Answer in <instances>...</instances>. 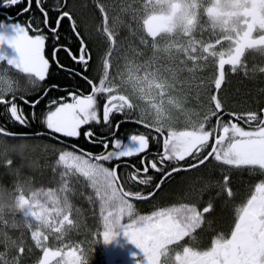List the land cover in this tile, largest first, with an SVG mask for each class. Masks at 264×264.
I'll return each instance as SVG.
<instances>
[{
	"label": "snow or ice",
	"instance_id": "6c2138e0",
	"mask_svg": "<svg viewBox=\"0 0 264 264\" xmlns=\"http://www.w3.org/2000/svg\"><path fill=\"white\" fill-rule=\"evenodd\" d=\"M25 3L17 15L31 13L35 3L43 27L35 23L34 16L24 25L12 22V16L0 20L4 30L0 31V49L7 45L17 54L8 57L0 53V63L24 74L35 88L48 80L53 66L45 53L46 41L51 39L55 67L86 82L89 94L64 88L66 96L50 100L41 118L37 107L61 85L48 83L43 95L32 99L17 95L11 83L0 88V111L7 117L5 126H0V137L13 141L4 145L3 153L30 159L41 144L47 147L46 140L64 144L66 139L82 135L101 151L93 153L75 144L71 151H60L56 165L63 171L58 173V189L33 190L28 182L19 181L11 189L0 187V264H22V257L33 251L25 233L10 235L9 227L30 233L41 253L35 264H88L80 243L65 239L78 227L73 218L78 210L71 203L76 190L69 184L70 174L77 183L83 178L85 187L94 190L99 201L102 230L97 232V242L102 239L109 244L122 233L142 253L137 264H264V108L238 114L227 107L222 93L226 66L233 74L242 69L248 75L256 69L248 68L247 54L264 60V0H121L122 14L133 20L143 14L139 45L144 47L129 45L127 51L121 47L120 30L130 25L122 15L114 16L110 25L108 9L98 3L105 52L98 58L97 75L92 78L88 75L92 52L73 13L67 10L68 0L54 8V21L45 7L47 0H0V8ZM65 19L78 41L76 51L70 44L59 43ZM60 51L78 67L60 63ZM259 71L264 73V67ZM189 103L200 111L189 108ZM23 106L31 111L26 114ZM182 115L186 117L183 121ZM34 121L43 127L27 132L11 130V126L30 128ZM126 123L145 131L137 129L126 139L117 136ZM134 157L139 158L138 163H129ZM213 161L217 162L214 167L248 169L257 182L235 209L229 234L215 235L205 249L181 246L177 250L173 246L195 238L205 215L214 210L213 203L209 201L202 209L196 202L180 203L138 214L133 201L154 199L176 174L199 172L201 166L207 168ZM122 163L131 169L126 176L118 172ZM6 165L11 167L13 160L7 159ZM32 166H38V157ZM152 173L160 174L155 184ZM229 183L230 177L224 174L217 182V197L234 196ZM136 185L151 186V190H132Z\"/></svg>",
	"mask_w": 264,
	"mask_h": 264
},
{
	"label": "trees",
	"instance_id": "16d2710c",
	"mask_svg": "<svg viewBox=\"0 0 264 264\" xmlns=\"http://www.w3.org/2000/svg\"><path fill=\"white\" fill-rule=\"evenodd\" d=\"M63 3V0H47V3L45 4L46 9L49 11V16L51 20H55L57 13L54 11V8L57 5H60ZM98 3H103L106 8L109 11V17H110V25L112 18L114 16L122 15L123 19L125 21V24L130 25V27H123L120 30V38L121 41H123V44L121 47L124 51H127L129 44L138 45V37L139 34L142 33V18L137 17L136 20L132 19L131 15L122 14L120 12L121 8V0H68V7L67 10L71 11L74 15V18L77 22L78 29L81 31V34L84 36L85 40L88 42L89 49L92 52L93 59L90 61V70H89V77H95L97 75L96 69L98 65V58H100L104 52H105V37L100 33V29L102 26V16L99 13V10L97 8ZM24 5V4H23ZM138 5H134V7H137ZM36 10L35 14H27L24 16H19L17 19L26 23L30 16H34L36 18L35 23L43 27L41 21L43 19L42 14L35 8V5L33 3V8ZM10 8H0V20L5 19V13L9 15H14ZM142 13H139L141 15ZM137 32L138 37L132 36L131 32L133 30ZM45 34H47V30L45 29ZM60 44H70V46L73 48L74 51H76L78 47V41L76 40V37L72 34L69 21L65 19L62 22L61 28H60ZM98 41V42H97ZM53 46V42L51 39L46 41V49L45 53L46 56L50 59V63H52V67L50 69V75L48 77V80L46 82H40V85L42 88L47 86L48 83H57L61 85V88H71L73 89H80L84 92H89V86L84 82L83 80L79 79L75 76H70L68 72H64L61 69H58L55 67L54 62L51 61V49ZM57 58L59 59L60 63L65 65L69 68H77L78 66L74 64V62L66 55L64 51H60L58 53ZM223 95L227 98V107L230 108L233 111H236L238 114H243L247 110H255L259 111L260 108L264 107V83L257 80L256 74H248L245 75L244 71L238 70L237 73H232V78L228 79L225 87H224ZM55 92L57 90H52L49 92V94L41 101L40 105L37 107L36 112L41 115V118L43 115H46L48 109H49V98H59L61 95H57ZM190 107H196L193 103L189 104ZM54 107V106H53ZM25 113H29L31 110L26 106L24 109ZM119 117H117L118 119ZM6 114L4 111H0V126H5L6 124ZM43 127L42 125L38 124L37 122H32V126L30 128H19L18 126H11V130L13 131H35L39 128ZM145 130L139 125L126 123L122 124L119 132H124L126 134L136 132L137 129ZM118 132V133H119ZM56 142V144H60L55 140H51ZM46 140L47 147L45 148L43 144H41L40 147L36 148L35 151L32 154V157L30 159H25L24 161H21V159L12 152H9L6 157L8 158H1L0 163V187H8L12 188L15 185V182L13 180V176L9 174V166L6 165L7 159L13 160V165L11 168H16L20 166L19 168L26 177V179H30L33 184V187L36 186H42V185H48L51 186L52 183L48 179L47 171H43L42 173L39 170H36L32 166V160L36 159L38 157V165L41 166L42 158L47 159V156H51V154L46 155L48 148L55 147L52 151L56 150V146L53 142ZM71 143H74L72 141H69ZM82 143V147L87 148H94L96 150L99 146L96 145H90L84 141V139H81L76 141V143ZM13 141L10 139H7L4 141V144H11ZM75 144V143H74ZM51 150H48L51 151ZM51 153V152H50ZM46 155V156H45ZM3 164V165H2ZM43 164V163H42ZM18 165V166H17ZM18 169V168H17ZM129 168H126L125 166H122L118 169L119 173L122 176H126ZM212 169V175H210V170L202 169L201 174L197 175L193 173L186 174V173H180L176 174L174 179L170 182L165 183V187L163 188L162 192L160 191V194L158 195V199H164L168 200L169 197H177L178 195H194L196 197H208L214 202V210L211 213V229H221V227H225L228 225L230 216L232 213V202L234 201L235 197H232V199L227 198L226 194L221 195L220 197L216 196V193L219 191V188L217 185H212L215 182L222 181L223 173L219 172V170ZM231 172L227 173L229 176ZM241 174V173H238ZM11 175V176H10ZM216 175L218 177L216 178ZM6 178H5V177ZM50 176V174H49ZM12 177V179L10 178ZM39 177V178H38ZM51 177V176H50ZM230 180H231V176ZM233 177V176H232ZM34 179V180H33ZM201 179L202 181H199ZM217 179V180H216ZM6 181V182H5ZM37 181V183H36ZM239 185H245L247 182L246 177L239 175L236 176L231 180L232 182H235ZM3 182V183H2ZM5 182V183H4ZM35 182V183H34ZM191 182V183H190ZM2 183V184H1ZM12 183V184H10ZM43 183V184H42ZM51 183V184H50ZM153 182V184H155ZM194 183V184H193ZM38 184V185H37ZM42 184V185H41ZM188 184H190L189 188H187ZM235 184V183H234ZM195 186V187H193ZM168 187V188H167ZM236 187V186H235ZM138 188L136 186L133 187L132 190H137ZM78 190V189H77ZM151 190V186H149V189ZM147 190V191H148ZM234 192L242 193V190L240 188H233ZM189 192V193H188ZM234 193V194H235ZM171 197V198H172ZM167 198V199H166ZM82 200L80 204H82ZM84 204V203H83ZM12 232V231H11ZM201 234V233H200ZM199 235V234H198ZM204 236L201 237V239H205L207 236L206 234H203ZM35 253V252H34ZM38 253H35L37 256ZM29 257L34 256L32 253L28 254Z\"/></svg>",
	"mask_w": 264,
	"mask_h": 264
},
{
	"label": "rangeland",
	"instance_id": "374dc122",
	"mask_svg": "<svg viewBox=\"0 0 264 264\" xmlns=\"http://www.w3.org/2000/svg\"><path fill=\"white\" fill-rule=\"evenodd\" d=\"M142 16H143V14H141V15L138 14V17L142 18ZM12 22H19L22 25L25 24V23H23L17 19L13 20ZM0 31H4V30L0 29ZM133 32H135V31L133 30ZM133 32H131V34ZM8 34L9 35L12 34L11 30L8 31ZM30 34H32V33H30ZM134 37H136V36H134ZM137 37H138V35H137ZM137 39L139 41V37ZM129 45H131L132 47H139V48L144 47L142 45H139V42H138V45H136V46L133 44H129ZM0 53H3L5 55H7L8 57H14L17 55L14 52V50L11 49L10 47H8L7 45H4L3 48L0 49ZM123 63H124V61L121 60V64H123ZM2 64L7 66L6 62L2 63ZM8 71H9L8 68L7 69H4V68L1 69L0 68V88L8 87L6 85H7L8 81H9V83H11L12 77L17 78L19 80H21V78H24L26 81V84L29 85L28 80L24 74H21L17 70H14V71H17L18 74L23 75V77H19V75L16 72H13V71L8 72ZM29 86H31V85H29ZM13 88H15V86H13ZM188 107L192 108L189 105H188ZM195 110L200 111V108L198 106H196ZM180 118H181V121H183L186 117H184L182 115ZM241 126L246 127V125H244L243 123H241ZM4 145H5L4 143L0 144V163H2L1 158H4V159L8 158L6 156L9 152L7 154L3 153ZM54 148L55 147L47 149L46 155L51 154V156H49V157L47 156V159L42 158V162L40 163L41 166H39V165L35 166V167L33 166V168L39 170L41 173L44 170L47 171L48 179L52 183L51 186L42 185L39 187H33L31 184L32 181L30 179H28V178L26 179L24 177L21 170L19 169L21 167L18 165H17L18 167H16L15 169L11 168V167L8 168L9 174H11L15 178L14 182L15 183L17 181H19L21 183L28 182V187H30L33 190L39 189V188H43L45 190H47L48 188L58 189L61 186L58 173L60 171H63L62 167H59L56 165V161L58 159L59 152L60 151H71L72 149L66 148L65 146H62V145H58V146H56V150L52 151ZM48 150H51V151L48 152ZM31 160H33V159H31ZM21 161H24V160H21ZM216 163L217 162L213 161V164L209 165L207 168L202 166L200 168L199 172H194V174H197V175L201 174L202 169L210 170V175L213 174L212 173L213 171L211 168L216 169V170H220V172H221V168H223L224 171H226V172H228L230 170L227 168V166H216V167H214L213 165H216ZM53 168H56L57 171L53 172ZM41 169L43 171H41ZM240 170H242V169H240ZM49 174L51 177L49 176ZM217 177H218V175H216V178ZM199 181H202V180L199 179ZM69 184L71 186H73L76 190V194L71 196V203L73 204L74 209L78 210V211L73 212V218L76 220L78 227L73 229L71 232H69L65 239L68 241H71L73 243H77V242L80 243V246L85 250L86 258L88 260V264H137L138 260L142 257V253H140L139 249H137L136 246L134 244H132L122 233L117 236L116 240H114L113 242H111L109 244H105L102 241V239L99 240V242H97V240L99 239L97 237V232L102 230V229L100 227V218H99V201L95 197L94 190L85 187V182H84L83 178H80L79 183H77L74 179H72L71 174L69 175ZM215 184L217 185V182H215L212 185H215ZM189 185L190 184H188L187 188L190 187ZM193 187H195V186H193ZM81 193H83V195H81ZM25 194L26 195L28 194V188L27 187L25 189ZM89 196L92 197L91 201L88 199ZM171 197H169L170 199H168V200H171V201L179 200V203L175 204L177 206L180 203L196 202L197 206L200 208V204H202L203 200H204V199H200L199 197H196V196L190 195V194L189 195H187V194L186 195H178L177 194V197H172V198ZM81 200L84 204L83 203L80 204ZM206 202L208 203L209 201H205V203ZM133 203L136 207L138 214H150L151 213V211L145 212L142 210V207H143L142 203H137V202H133ZM172 204L173 203H169V204L164 205V206H173ZM164 206H160V207H164ZM160 207H157L154 210H158ZM201 209H202V207H201ZM211 213L212 212L205 215V223L202 226V228L199 229L194 234L195 239H196L197 235L202 233L204 230L205 231L210 230V227L212 226L211 225V219H210ZM207 217H208V219H207ZM8 218L11 222V220H12L11 214H9ZM19 218H20V214L17 212L15 214V219L18 220ZM7 231H9V232L12 231L13 234L14 233L20 234V233L24 232L26 237H27L26 242L28 241L31 244L32 248L35 249L34 244L30 240V233H27L26 230L20 229V228L13 229V228L9 227L7 229ZM187 239H191V238H186L185 240H187ZM49 243L50 244L52 243L51 238H50ZM173 247H177V246H173ZM35 250L40 252V250H38V249H35Z\"/></svg>",
	"mask_w": 264,
	"mask_h": 264
},
{
	"label": "flooded vegetation",
	"instance_id": "af4514ba",
	"mask_svg": "<svg viewBox=\"0 0 264 264\" xmlns=\"http://www.w3.org/2000/svg\"><path fill=\"white\" fill-rule=\"evenodd\" d=\"M34 5H35V3H34ZM26 6V3L23 5V4H20L19 6H14V7H10V9H12L11 11H12V13H14V16H18L17 14L20 12V10L23 8V7H25ZM35 12H36V10H34V9H32V12L31 13H28V14H35ZM24 15H27V14H24ZM24 15H19V16H24ZM18 16V17H19ZM17 17V18H18ZM246 60H247V65H248V68L249 69H252V68H255L256 69V71L255 72H249V74H256L257 75V80H259V81H261V82H263L264 83V73H261L260 71H259V68H261V67H264V60H262L260 57H258V56H254V55H252V54H247L246 55ZM200 73H197V75H199ZM230 78H232V73H231V71H230V68L228 67V66H226V82H227V80L228 79H230ZM226 82H225V84H226ZM225 84L222 86V92H224V87H225ZM9 85V81H8V83H7V85L6 86H8ZM11 85L12 86H15V88H16V94L17 95H24V94H26V96L29 98V99H32V97L33 98H35V97H38V96H41V95H43V90H44V88L45 87H47V86H45L44 88H42V86L40 85V84H38V86L37 87H35V88H33L32 86L30 87L29 85H27L26 84V81H22V80H19V79H17V78H13L12 77V79H11ZM41 86V87H40ZM39 87V88H38ZM14 88V89H15ZM25 89H28L29 91H25ZM40 89V90H39ZM63 89L64 88H61L60 90H57V92H55L57 95H61V96H66V94H65V92L63 91ZM68 89H70V90H72L73 89V87H71V88H68ZM62 91V92H61ZM82 91V90H81ZM84 94H89V92H84V91H82ZM32 93V94H31ZM61 93V94H60ZM46 97V96H45ZM44 97V98H45ZM52 99H54V98H49V100H52ZM55 99H58V98H55ZM101 103H102V101H101ZM24 107V109L26 108V106H23ZM264 108V107H263ZM119 119V118H118ZM87 127V126H86ZM86 130V128L85 129H82L81 131H82V133H83V131H85ZM95 130L97 131V133H100V128L99 127H96L95 128ZM138 130L139 131H145V130H141V129H139L138 128ZM137 131V130H136ZM135 132H132V133H128V134H126V133H124V132H119V133H117L116 135L117 136H119V137H121V138H124V139H126L127 138V136L128 135H130V134H134ZM81 139H84L83 138V135L80 137ZM80 138L79 139H71V138H69V139H66L65 140V142H69V141H72V142H74L76 145H79L81 148H83L82 147V143L80 142V143H76V141H78V140H80ZM0 140H3V141H6L5 140V138H3V137H0ZM48 141H51V140H48ZM85 141V140H84ZM51 142H53L54 144H56L54 141H51ZM86 142V141H85ZM87 143V142H86ZM57 146L59 145V144H56ZM63 145H65V144H63ZM91 145V144H90ZM83 149H85V148H83ZM98 149H101L100 147L98 148ZM87 151H91V152H93V153H97V152H99V151H101V150H96L95 151V149L94 148H87L86 149ZM138 159L139 158H137V157H134V158H130L129 159V163H138ZM131 171V169L129 168L128 169V172H130ZM219 172H220V170H219ZM222 172V171H221ZM224 173H223V175L224 174H227V172L226 171H223ZM231 173H230V175L229 176H231V180L233 179V178H235L236 176H239V175H242V176H244V177H246V179H247V182L245 183V185H238L237 183H236V181L235 182H232L231 183V180H230V183H229V186L233 189V188H240V190H242V193H235L234 194V196L233 197H235V199H234V201L232 202V213H231V216H230V220H229V223H228V225H226L225 227H221V229H211V227H210V230H207V231H203L201 234H199V235H197V237H196V239L194 240L193 238H191V240H192V244H189L188 242H189V240H184V241H182L181 242V245L180 246H177V247H175V248H177V250H181V246H192V247H195V248H198V249H205V248H207V247H209L210 246V241H211V239H212V237L214 238V236L215 235H217V234H220V233H223V234H225V235H227V234H229L230 233V230H231V228L234 226V218H235V209L237 208V207H239L240 206V204H242L243 202H245L246 201V199H247V197L250 195V193H251V190H252V185L255 183V182H257L256 181V176L255 175H253L252 173H250V171L248 170V169H242V170H240V169H232L231 171H230ZM238 173H241V174H238ZM152 175H154V177H155V179H154V181L153 182H158L159 181V179H160V174H156V173H152ZM233 176V177H232ZM235 183V184H234ZM236 186V187H235ZM136 187L138 188L137 190H139V191H142V192H147V190L149 189V186H143V185H136ZM165 187V184L163 185V187H162V190H163V188ZM162 190H161V192H162ZM149 191V190H148ZM234 191V190H233ZM160 194V192L156 195V197L154 198V199H151V200H148V201H135V202H137V203H142L143 204V207H142V210L143 211H145V212H149V211H153L155 208H157V207H160V206H164V205H167V204H169V203H173L172 205H175L176 203H179V200H173V201H171V200H165V198L164 199H158V195ZM200 199H204L203 200V203L202 204H200V208L201 207H203V206H206V204H207V202L205 203V201H211L212 203H213V205H214V202L211 200V199H209L208 197H199ZM167 199V198H166ZM232 199V198H231ZM213 212V211H212ZM209 216V215H208ZM207 219H208V217H207ZM9 232V231H8ZM207 233V236L205 237V239H201V237L202 236H204L203 234H206ZM9 234L10 235H12L13 234V232H9ZM14 235L15 236H19L20 234H18V233H14ZM209 240V241H208ZM27 243V242H26ZM204 244V245H203ZM36 253V250L35 249H33V251H32V254L34 255V256H31V257H29L28 256V254H26L24 257H22V264H35V261H36V259H38V257L41 255V253H39V254H37V256L35 255V253ZM39 251H37V253H38Z\"/></svg>",
	"mask_w": 264,
	"mask_h": 264
},
{
	"label": "bare ground",
	"instance_id": "6f19581e",
	"mask_svg": "<svg viewBox=\"0 0 264 264\" xmlns=\"http://www.w3.org/2000/svg\"><path fill=\"white\" fill-rule=\"evenodd\" d=\"M97 42H98V41H97ZM92 55H93V54H92ZM64 72H65V71H64ZM30 87H31V86H30ZM40 87H41V86H40ZM38 88H39V87H38ZM45 88H46V87H45ZM39 90H40V89H39ZM29 92H30V91H29ZM61 92H62V91H61ZM31 94H32V93H31ZM60 94H61V93H60ZM65 94H66V93H65ZM19 95H20V94H19ZM24 95H26V94H24ZM32 98H33V97H32ZM54 99H55V98H54ZM55 143H56V142H55ZM55 145H56V144H55ZM59 145H60V144H59ZM45 156H46V155H45ZM11 159H12V158H11ZM49 164H50V163H49ZM2 165H3V164H2ZM36 170H37V169H36ZM10 176H11V175H10ZM4 177H5V176H4ZM5 178H6V177H5ZM10 178L12 179V177H10ZM25 178H26V177H25ZM38 178H39V177H38ZM14 179H15V178H13V180H14ZM0 180H1V179H0ZM33 180H34V179H33ZM5 182H6V181H5ZM5 182H4V183H5ZM2 183H3V182H2ZM2 183H1V184H2ZM34 183H35V182H34ZM36 183H37V181H36ZM10 184H12V183H10ZM42 184H43V183H42ZM42 184H41V185H42ZM50 184H51V183H50ZM37 185H38V184H37ZM32 186H33V184H32ZM8 187H11V186L8 185ZM8 187H7V188H8ZM36 187H39V186H36ZM9 189H10V188H9ZM133 202H134V201H133ZM15 234H16V233H15ZM18 234H19V233H18ZM20 234H21V233H20ZM212 238H213V237H212ZM186 241H187V240H186ZM208 241H209V240H208ZM203 245H204V244H203Z\"/></svg>",
	"mask_w": 264,
	"mask_h": 264
},
{
	"label": "water",
	"instance_id": "95a60500",
	"mask_svg": "<svg viewBox=\"0 0 264 264\" xmlns=\"http://www.w3.org/2000/svg\"><path fill=\"white\" fill-rule=\"evenodd\" d=\"M70 145H73L72 143H69ZM123 164V163H122Z\"/></svg>",
	"mask_w": 264,
	"mask_h": 264
}]
</instances>
